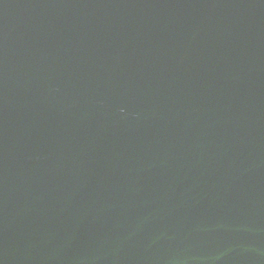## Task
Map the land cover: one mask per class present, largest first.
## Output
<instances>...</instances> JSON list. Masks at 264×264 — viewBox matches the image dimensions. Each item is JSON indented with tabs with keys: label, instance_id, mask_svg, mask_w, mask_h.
<instances>
[{
	"label": "water",
	"instance_id": "95a60500",
	"mask_svg": "<svg viewBox=\"0 0 264 264\" xmlns=\"http://www.w3.org/2000/svg\"><path fill=\"white\" fill-rule=\"evenodd\" d=\"M0 264H264V0H0Z\"/></svg>",
	"mask_w": 264,
	"mask_h": 264
}]
</instances>
